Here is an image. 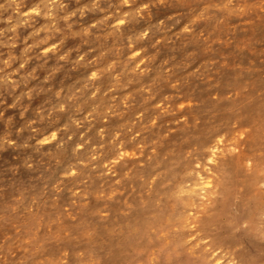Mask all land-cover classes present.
Returning a JSON list of instances; mask_svg holds the SVG:
<instances>
[{
  "label": "rangeland",
  "instance_id": "obj_1",
  "mask_svg": "<svg viewBox=\"0 0 264 264\" xmlns=\"http://www.w3.org/2000/svg\"><path fill=\"white\" fill-rule=\"evenodd\" d=\"M22 2V11L39 5L42 14L11 30L8 13H0V240L35 232L39 250L32 259L62 258L66 264L203 258L208 244L200 242L208 238L198 236L193 221L207 200L187 191L194 189V178H185L171 195L165 192L167 178L149 187L156 161L147 150L111 169L106 165L121 142L133 151L155 140L161 154L179 156L202 148L210 130H226L234 120L253 126L246 151L259 159L264 63L249 48L264 53V13L229 15L223 8L227 0ZM186 4L189 12L181 17ZM49 5L52 17L43 15ZM70 12L75 14L65 21ZM248 78L253 92L244 86ZM185 102L189 106L177 111ZM161 103L170 111L145 127ZM258 103V117L243 120L242 108L222 116L214 109ZM111 105L110 114L84 120L92 109L105 112ZM53 132L51 141L38 143ZM70 169L76 174L69 177ZM76 189L86 195L73 197ZM179 205L188 215L185 227L177 220ZM177 234L184 235L180 242ZM120 247V255H107L108 248Z\"/></svg>",
  "mask_w": 264,
  "mask_h": 264
},
{
  "label": "clouds",
  "instance_id": "obj_2",
  "mask_svg": "<svg viewBox=\"0 0 264 264\" xmlns=\"http://www.w3.org/2000/svg\"><path fill=\"white\" fill-rule=\"evenodd\" d=\"M59 6L63 8L62 4ZM22 8V0H0V13H8L6 20L12 24L11 30H15L18 25L27 23L30 16L42 14L39 5L27 11H22ZM223 8L229 15L235 16H246L256 11L264 13V0H227ZM85 10L86 8L80 9V14L83 15ZM74 14L70 12L62 18L67 21ZM43 15L53 16L51 5L48 6V11L44 12ZM122 22H117L113 27L118 28ZM84 32L87 33L88 29H84ZM145 35L147 33L142 34L141 38ZM131 46L130 44L129 47ZM134 55L136 53H133ZM4 63L7 65L8 61H4ZM91 75L96 77L97 73L94 72ZM95 94V92L92 93L93 96ZM113 99L115 100V98ZM188 106V103L185 102L178 105L176 110L179 111ZM114 107L115 105L109 106L105 112H98L94 108L84 116V120L106 116L111 113ZM155 107L160 112L145 127L155 126L158 116L170 111V108L162 103L155 105ZM142 115L143 113L137 114V119H140ZM82 122L75 121L78 126ZM129 131H131V128H129ZM119 135L120 133H116L114 139L118 138ZM136 135H139V133ZM253 135L252 125L241 126L238 120H234L226 130H210L211 138L202 148L189 149L179 156L161 154L158 151L160 143L155 140L151 144L140 143L137 145V150L133 151L125 150L123 142H121L117 146L116 156L106 167L111 169L114 164H118L121 160L141 155L147 150L149 158L156 161L154 175L148 181L149 187L157 181L167 178V186L173 193H176L184 187L183 180L192 177L195 180L194 189H188L187 191H194L197 195H201L204 200L221 196L229 198L231 196L238 211L234 219V231L255 234L264 242V151L260 153L259 159L246 151V146ZM54 136L55 133L53 132L38 141V143L43 144L46 141H51ZM134 138L135 136H133ZM78 147L82 148L83 145ZM226 159L232 161L231 167H225L222 163ZM75 174V170L70 169L66 176L70 177ZM84 195L86 194L79 189L72 192L73 197ZM73 203H75V200ZM64 211L71 216L67 208ZM36 231H39V229H36ZM200 243L207 245L208 241L204 240ZM198 246L195 245L194 247ZM38 250L39 246L36 243L35 232L23 238L17 236L15 240L11 237H5V239L0 240V264H66V261L62 258L55 262L32 259ZM203 251L209 253L204 260V264H235L229 254L221 249L213 250L210 246H207ZM17 253H21L20 258H16Z\"/></svg>",
  "mask_w": 264,
  "mask_h": 264
},
{
  "label": "bare ground",
  "instance_id": "obj_3",
  "mask_svg": "<svg viewBox=\"0 0 264 264\" xmlns=\"http://www.w3.org/2000/svg\"><path fill=\"white\" fill-rule=\"evenodd\" d=\"M190 6L191 4H186L181 7V10L183 12L182 14H180L181 17L185 16L186 10L189 12ZM249 39V36L244 38V41L247 42L246 45H249ZM249 50L252 57H258L256 58V62L264 63V53H254L250 48ZM246 57L248 58V60H250V55L248 53H246ZM224 75L227 76L225 72L222 74V76ZM244 82L246 83L244 86L249 87L253 92L254 89L252 87V84L249 83V78L247 80L244 79ZM262 83L263 81L259 80L255 84V86H257V90ZM261 105L260 103H258L257 107H249L240 104L237 108H235V106L229 108L224 106L216 107L214 109L216 111H219L222 116L228 115L229 112L231 114L236 113L237 109L242 108L244 112H241L242 115L239 119L243 120L248 116V118L253 117V115L255 116V118L258 117V115L260 114V108L262 107ZM254 108H256L255 113H253ZM222 163L225 167L232 166V161L230 159H226ZM161 184L162 183L159 184V187L163 188ZM165 187H167L165 189L166 194L171 195L173 192L167 185ZM35 192H37V189H35ZM24 196L25 195L23 194V197ZM26 198L27 197H25V199ZM196 213L197 215L195 216L193 222H195L196 224L197 231L199 233L198 236L208 238V246H210L213 250H223L225 253L229 254L230 258L234 260L235 264H264V242H262L255 234L234 231V219L237 216L238 211L233 203V199L231 196H229V198H225L223 196L210 198L205 204L198 206ZM177 214L178 223L182 227H185L187 224L186 221L188 215H186L187 213L183 206L179 205ZM224 214L228 216V220L225 222H221L220 217H222V215ZM183 236V234L179 236L178 234L174 235L175 239H177L178 242L181 241V238ZM107 252V255H120V253H122V250L120 247V250L117 249L116 251L112 252V248H108ZM203 253V258H197L195 260L188 261L180 257L179 260H171L169 264H204V260L207 258L209 253H205L204 251ZM17 255H20V253H17ZM50 262L53 261L50 260ZM103 263L104 262H100V264Z\"/></svg>",
  "mask_w": 264,
  "mask_h": 264
}]
</instances>
